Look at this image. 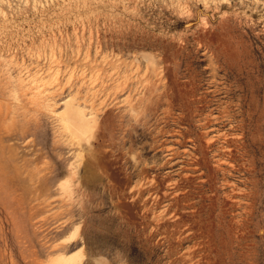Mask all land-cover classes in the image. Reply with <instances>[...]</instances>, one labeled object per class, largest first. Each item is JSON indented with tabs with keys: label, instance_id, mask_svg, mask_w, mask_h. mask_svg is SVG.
Masks as SVG:
<instances>
[{
	"label": "rangeland",
	"instance_id": "1",
	"mask_svg": "<svg viewBox=\"0 0 264 264\" xmlns=\"http://www.w3.org/2000/svg\"><path fill=\"white\" fill-rule=\"evenodd\" d=\"M65 260L264 264V0H0V264Z\"/></svg>",
	"mask_w": 264,
	"mask_h": 264
},
{
	"label": "bare ground",
	"instance_id": "2",
	"mask_svg": "<svg viewBox=\"0 0 264 264\" xmlns=\"http://www.w3.org/2000/svg\"><path fill=\"white\" fill-rule=\"evenodd\" d=\"M220 168H221V167H220ZM68 260H69V259H68ZM68 260H67V261L65 260L64 262H67V263H68ZM70 260L72 261L73 259H70ZM62 262H63V261H62ZM64 262H63V263H64ZM67 263H65V264H67ZM68 264H69V263H68ZM70 264H71V263H70Z\"/></svg>",
	"mask_w": 264,
	"mask_h": 264
}]
</instances>
